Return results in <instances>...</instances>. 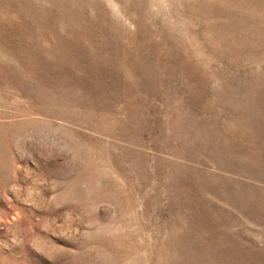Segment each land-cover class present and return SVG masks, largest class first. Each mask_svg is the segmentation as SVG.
<instances>
[{
    "label": "rangeland",
    "instance_id": "374dc122",
    "mask_svg": "<svg viewBox=\"0 0 264 264\" xmlns=\"http://www.w3.org/2000/svg\"><path fill=\"white\" fill-rule=\"evenodd\" d=\"M0 264H264V0H0Z\"/></svg>",
    "mask_w": 264,
    "mask_h": 264
}]
</instances>
